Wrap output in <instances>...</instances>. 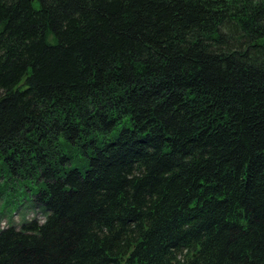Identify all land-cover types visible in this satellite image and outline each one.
<instances>
[{"label":"trees","instance_id":"trees-1","mask_svg":"<svg viewBox=\"0 0 264 264\" xmlns=\"http://www.w3.org/2000/svg\"><path fill=\"white\" fill-rule=\"evenodd\" d=\"M0 180V264H264V0H0Z\"/></svg>","mask_w":264,"mask_h":264},{"label":"rangeland","instance_id":"rangeland-1","mask_svg":"<svg viewBox=\"0 0 264 264\" xmlns=\"http://www.w3.org/2000/svg\"><path fill=\"white\" fill-rule=\"evenodd\" d=\"M15 189H9V193L0 194V229L8 226L19 227L23 221L33 218L40 222L45 220V213L36 208L31 201V190L36 185L32 180L9 181ZM3 181L0 180V186ZM31 189V190H30ZM11 200V204L8 201Z\"/></svg>","mask_w":264,"mask_h":264}]
</instances>
